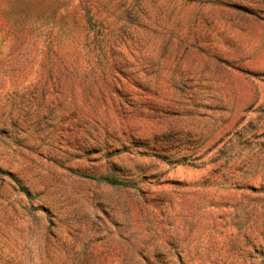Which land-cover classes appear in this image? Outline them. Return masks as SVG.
<instances>
[{
  "label": "rangeland",
  "instance_id": "1",
  "mask_svg": "<svg viewBox=\"0 0 264 264\" xmlns=\"http://www.w3.org/2000/svg\"><path fill=\"white\" fill-rule=\"evenodd\" d=\"M0 264H264V0H0Z\"/></svg>",
  "mask_w": 264,
  "mask_h": 264
},
{
  "label": "trees",
  "instance_id": "2",
  "mask_svg": "<svg viewBox=\"0 0 264 264\" xmlns=\"http://www.w3.org/2000/svg\"><path fill=\"white\" fill-rule=\"evenodd\" d=\"M108 181L110 184H113V185L118 184V182H116V180L114 179H108Z\"/></svg>",
  "mask_w": 264,
  "mask_h": 264
}]
</instances>
